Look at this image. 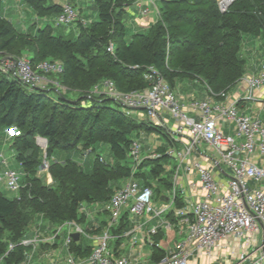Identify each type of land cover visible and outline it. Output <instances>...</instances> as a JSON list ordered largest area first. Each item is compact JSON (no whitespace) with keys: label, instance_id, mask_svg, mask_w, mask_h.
Wrapping results in <instances>:
<instances>
[{"label":"trees","instance_id":"1","mask_svg":"<svg viewBox=\"0 0 264 264\" xmlns=\"http://www.w3.org/2000/svg\"><path fill=\"white\" fill-rule=\"evenodd\" d=\"M27 2L38 16L61 10L59 5L47 6L46 0ZM128 3L96 0L98 20L88 27L78 22V37L68 39L55 35L51 25L32 32L18 31L11 21L2 18L0 0V52L15 56L28 52L34 64L46 60L62 62L64 70L54 75V79L79 95L72 100L68 97L70 92L57 93L53 99L50 96L53 89L30 90L21 81L0 72V133L14 127L19 130L20 134L12 138L11 149L25 176L21 199L0 190L3 264L22 263L28 248L20 243L37 226L41 216L53 225L67 221L83 223L87 219L79 211L83 203L108 202L115 189L131 176V136L140 127L148 130L152 127L107 106L108 99L86 104L87 95L96 84L108 79L123 92L143 90L148 87L145 71L154 66L172 88L181 78H200L215 93L226 92L247 71V61L240 53L244 36L264 42V0H235L225 12L220 10L219 0H159L160 19L147 32L133 34L127 41L124 15ZM111 43L113 52L108 51ZM37 137L48 142L46 158L53 178L50 185L40 174L45 154L37 144ZM98 142L110 144L116 156L114 164H107L97 156L94 169L89 172L70 159L63 163L52 160L57 149L80 147L90 153L96 151ZM165 162L166 158L146 160L142 167L151 165L153 176L159 178ZM142 176L152 186L148 177ZM158 183L153 187L157 196L161 188L172 186L169 175ZM124 215L115 233L130 228L128 214ZM12 243L15 246L9 250ZM73 250L81 257L92 253L91 246H75ZM164 256L163 251L155 250L154 262Z\"/></svg>","mask_w":264,"mask_h":264},{"label":"built area","instance_id":"2","mask_svg":"<svg viewBox=\"0 0 264 264\" xmlns=\"http://www.w3.org/2000/svg\"><path fill=\"white\" fill-rule=\"evenodd\" d=\"M147 1L160 19L159 0ZM219 2L220 10L227 11L230 4L225 6L224 0ZM149 12V9H145V14ZM80 20L76 6L69 2L61 5L57 25L70 26ZM108 51H114L113 43L108 47ZM63 70L62 62L54 60L34 64L28 57L10 54L0 60L1 74L9 79L21 81L30 90L51 88L56 93H68L70 89L53 78ZM144 79L148 87L131 92L119 90L112 80H102L88 93L85 103L91 105L95 100L108 99L121 107L120 110L127 117L132 116L133 112L145 111L147 116H140L141 120L148 123L152 130L160 129L169 137L171 146L168 149L163 153L154 152L147 158L141 156V143L132 140L129 158L133 160L134 170H139L146 160L168 158L178 163L175 179L179 171L183 170L199 180V185L193 180L188 181L187 189L196 190L200 186L202 196L196 199L184 190V205L175 212L182 224L188 228L186 237L177 243L175 250L168 256L151 264H200L201 259H205L206 264H214L223 259L226 264L231 258H236L239 264H264V239L259 242L256 238L261 227L264 228V169L249 159V156L255 153L264 157V123L241 114L236 101L213 102L193 99L188 103V107L199 118L197 120L184 110L185 104L177 99L173 88L154 66L147 67ZM242 81L248 96L252 97L256 90L264 87V67L258 75L246 76ZM223 121L234 125L235 135H226L222 131L220 123ZM5 132L11 137L20 134L16 127L6 129ZM203 143H206L216 156L202 152ZM42 144L47 147L43 139ZM195 153L198 155L195 156ZM205 159L209 161L208 166L203 163ZM222 164L231 172L226 182L217 179L216 175ZM7 165L6 155L0 152V167ZM41 168L42 171L50 169V162L46 158ZM3 180L6 181L8 190L21 199L20 192L24 188L21 183L22 176L12 169H6L0 172V181ZM175 199L176 195H173L169 203H163L157 208L154 204L153 188L141 187L139 182L130 179L115 189L108 201L106 212L109 219L101 231L86 230L74 221H67L60 225L52 239L58 238L60 232L69 227L66 264H134L127 256L115 255L111 246V242L116 238L113 236L114 227L119 224L124 214L150 217L166 215L171 211ZM157 232V228H153L149 233L147 242L151 246H159L151 237ZM73 233H79L80 240L85 237L90 241L92 253L89 256L80 257L74 254L71 248L73 242L75 243ZM231 238L239 241L245 239L253 243L255 248L253 251L244 250L238 255L231 254L228 252V240ZM50 240L48 236H43V233L22 240L20 245L27 247L28 251L20 264H31L27 260L31 258L29 249L37 250L43 244L50 246ZM13 248L14 246L11 250Z\"/></svg>","mask_w":264,"mask_h":264},{"label":"crops","instance_id":"3","mask_svg":"<svg viewBox=\"0 0 264 264\" xmlns=\"http://www.w3.org/2000/svg\"><path fill=\"white\" fill-rule=\"evenodd\" d=\"M1 1H2V6L3 4L6 5L8 4L6 9V16H5L6 18L5 17L4 18L8 19L9 21H12V18L22 19L24 15L26 17V15L29 16L32 13L36 14L35 10L28 4L27 0H25L26 2L24 0H1ZM127 1H129V3L125 7L124 24H125V20L130 21L133 34L147 32L158 21L157 15L154 12L153 7L149 5L147 0H127ZM65 2L72 3L73 5L76 6V8L80 13L81 20L79 21V23L84 27H88L94 21L98 20L97 18L94 21H89L87 18H85L86 17V14L84 13L85 7L81 4V0H46V5L47 6L59 5L61 7V5ZM145 9H149L150 12L148 14H145ZM11 10H13V12H11L13 14L10 13ZM58 14L59 12H52V13L49 12V14L46 13V15L44 16H38L36 14L39 19L35 18L33 20L34 21L33 26L29 31L32 32L35 31L36 28L51 25L50 17H54L55 22L57 24ZM98 16H99V12H98ZM43 17L44 19L42 20ZM26 18L24 21H27ZM41 21L44 23L43 24L44 26L40 25ZM34 24L36 25L34 26ZM17 30L24 33L29 32L28 30L23 31L18 28ZM261 45H263L264 48V42L261 43ZM257 54L258 56L253 57L251 63L249 65L247 64V71L245 75L241 78V80H239L237 84H235L226 92L215 93L207 85V83L200 78H181L177 80L176 84L173 86V90L177 96V99L181 103L185 104L184 110L188 113V115L195 117L197 120L199 119L195 115V113L188 107V103L193 99L200 101L209 100L213 102L228 100L231 102L236 101L238 103L237 105L238 110L241 114L246 115L253 120H261L264 123V87H262L259 90H256L253 93L252 97H249L246 90V86L242 81L243 78L246 76L258 75L262 70V68L264 67V57H261L260 56L261 54L259 52L256 53V55ZM142 112L143 111H140L139 113L133 112L132 116L130 117L135 118L141 122L142 120L140 116L143 115ZM220 126L222 131L226 135H235L233 124L223 121L220 123ZM165 137L169 142V146H168L169 148L171 146L170 139L167 136ZM12 138L13 137H11L5 131H3L0 135V152H3L6 155L8 159V163H9V158L7 156L8 154L7 150L10 149L13 155H15L14 151L11 149ZM201 151L210 154L212 156H216L215 152H213L206 143H203L201 145ZM152 153L154 152H149L147 156ZM196 154L198 155V153H195V156ZM45 158H46V154H45ZM249 159L252 163L264 169V157L260 156L258 153H255L253 155H250ZM203 163L207 166L209 165V161H207L206 159L204 160ZM177 165L178 163L176 160L166 158V162L163 163V173L159 175V178H155L153 176V173L151 172V168H152L151 165L149 169L146 168L147 166L146 165L144 167H141L139 170H134L132 166L131 176L125 179L120 186H122L126 181L133 179L139 182L141 187H146L148 185L145 177L142 176V174H144L148 177V182L150 181V183L152 184V186L149 187L153 188L160 185L158 183L159 179L168 177L169 175L172 186L170 188H161L162 190L160 196H157L156 192H154L156 203L159 204L157 208H159L163 203L165 204L169 203L173 195H176V199L171 211L168 214L160 217H150L147 215H140V216L127 215L128 221L130 222V228L128 230H124V232L122 233H115L114 230H117L121 227L122 219L126 216L123 215L119 221V224L115 226L113 230V236H115L116 238L115 240L112 241L111 246L115 251V255L127 256L134 264H140L141 262L140 257H142V253L147 252L148 259L150 258L148 264H151L154 263L155 250L163 251L165 253V256L163 258H165L175 250L177 243L186 237L188 228L186 225L182 224L181 219L178 216H176L175 212L184 205V197H182V192L184 190H186L187 194L190 193L196 199L202 196V191L200 189V186L197 187L196 190L187 189L188 181L193 180L194 182H197V184L199 185V180L194 175L189 176L183 170L179 171V175L177 179H175ZM4 168L5 167H0V172H4V170H6ZM137 173H141V175L137 176ZM40 174L42 175V171H40ZM216 175H217V179L226 182L230 178L231 172L228 170V168L225 165L222 164L221 168L217 170ZM52 183H53V178L51 177L50 180L48 179L47 184L50 185ZM0 185L4 187V189L7 192L12 193L13 197L19 199L18 195L8 190L5 180L0 181ZM251 185L252 187H254L253 183ZM107 203L108 202L94 203L90 205H88L87 203H83L80 206L79 211H81L82 214L83 213L89 214V217H91L90 218L91 222L87 224L89 229H95V231H97L99 229L104 228L108 220L104 218L103 213L107 214V216L109 217L108 213L106 212ZM46 222L48 221L44 219L43 216H41L40 219L38 220L37 226L34 225V227H32L27 239L34 237L38 233L46 234L44 230H46V232L50 234V229L52 227V224L50 222H48L47 224ZM86 222H88V219H86ZM153 228H157L158 232L157 234L151 237L154 243L158 244L159 246H151L147 242V239H149V233ZM124 238L127 239L125 241L126 243L123 242ZM134 238H136L135 241ZM256 238L258 239L259 242L263 241L264 239L263 227H261L260 233L258 235L256 234ZM228 244H229L228 252L231 254L233 253L235 255H238L240 252H243L244 250L247 249L249 251H253L255 248L253 243L251 242L249 243L245 239L239 241L231 238L228 240ZM88 246H90V243L88 244ZM136 251L138 252L136 253ZM222 260H219L214 264H224ZM200 264H206L205 259H201ZM226 264H239V263L236 260V258H231L227 261ZM245 264H248V262Z\"/></svg>","mask_w":264,"mask_h":264},{"label":"rangeland","instance_id":"4","mask_svg":"<svg viewBox=\"0 0 264 264\" xmlns=\"http://www.w3.org/2000/svg\"><path fill=\"white\" fill-rule=\"evenodd\" d=\"M81 4L85 7V11H84V13L86 14L85 18H87L89 21H94L98 18V7L96 5V0H81ZM7 6H8V4L7 5L3 4V6H2L3 7L2 12H1L2 18H4L6 16ZM11 12H13V10H11L10 13ZM11 14H13V13H11ZM26 17H28V18H26ZM26 17L24 15L22 17V19L21 18H18V19L12 18L11 23L15 26L16 29L18 28V29H21L23 31H27V30L29 31L32 28V25L34 23L33 20L35 18L36 19H39V18L35 13H32L29 16L26 15ZM9 18H11V17H9ZM25 18L27 21H24ZM50 18H51L50 24L53 28V33L55 35H62L68 39H75L78 37L79 32H80V25L78 22H75L74 24H72L68 27L58 26L55 22V18L54 17H50ZM43 19H44V17L42 18V20ZM6 20H8V19H6ZM41 23H40V25L44 26L43 25L44 23L42 21H41ZM125 24H126V29H127V33H126L125 38L127 40H129L133 34V30H132L130 21L125 20ZM261 43H263V41L261 39H257V38H254V37H251L248 35L244 36L240 53L245 58L248 65L251 63V60L253 57L258 56V54L256 55V53L259 52L261 54L260 56L264 57V52H263L264 48H263V45H261ZM22 54H23L22 55L23 57H28V58L31 57V54L28 52H23ZM6 55H9V54L8 53H5V54L0 53V60H2ZM53 78H54V76H53ZM68 92H70V93H68V97L70 99L77 100L79 98V95L76 94L77 92L71 91V90ZM50 96H51V98L56 99L58 94L55 91H52V92H50ZM105 104L109 107L122 109L114 101H108ZM142 114L144 116H147V113L145 111H143ZM136 131L138 133L132 134L131 137L133 140H138L142 144L143 148H142L141 156L143 158H147L148 157L147 154L149 152L163 153V151L166 148H168V146H169V142L164 135V131H162L160 129L159 130H148L145 127H140ZM1 133H0V135H1ZM42 139L43 138H40V137L36 138L37 144L40 147V149L44 155V154H46L47 147H46V145L42 144ZM95 146H96V151L90 152V153L83 152L80 149V147L73 149V150H59V149H57L54 152V156H53L54 159H52V160H56L60 163H63L66 160L70 159V160L75 161L84 170H87L89 172L93 171L94 159L97 156H100L107 164H114L115 163L116 156H115V153H114L113 149L111 148V146L108 142H98ZM7 151H8L7 156L9 158V163L4 169H12V170L16 171L17 173H19L22 176V181H21V183H22L23 179L25 177L23 167L17 161L15 155H13L11 150L8 149ZM132 161L133 160L129 159V165L131 167L133 166ZM146 168L149 169L150 165H147ZM41 171H42V168H41ZM41 177L44 180V182L47 183L48 179L50 180L52 176H51V173L49 172V170H47V171H42ZM0 190L2 192H6L7 196L13 197V194L10 192H7L4 189V187H2L1 185H0ZM154 204L156 207L159 206V204L156 203V200L154 201ZM80 213L82 214L81 211H80ZM83 214H85V213H83ZM85 215L88 219V222L85 221L83 223H80V225L84 229L89 230V227L87 226V224L91 222V219H90L91 217H89V214H85ZM103 215H104V218L106 220L109 219L107 214L103 213ZM46 223L48 224V222H46ZM60 227H61L60 225H57V224L53 225L52 224V227L50 229V234L47 233L46 230H44V232L46 234L43 233V236H48L49 239H51L49 242L50 246H44V244H43L37 250L36 249L34 250V248L29 249V254L31 255V258L29 257V258H27V260L30 261L31 264H66V258L68 255L66 241L68 239L69 227H65L60 232L58 238H56L55 240L52 239L53 234L56 231H58L60 229ZM24 239H27V238H24ZM126 240L127 239L124 238L123 242L126 243L125 242ZM89 243H90V241L87 238L83 237V238H81L79 243H76V242L73 243L71 248L73 250V248L75 246H80V245H82L83 247H87ZM12 246H15V244L14 243L10 244L9 250L11 249ZM138 251H140V250H138ZM138 251H136V253ZM73 252H74V250H73ZM46 253H50V255H47ZM74 254L77 255L75 252H74ZM140 258H141L140 264H148V262L150 261V258L148 259L147 252H143L142 257H140ZM24 262H26V261H24ZM0 264H3V263L0 262ZM23 264H26V263H23Z\"/></svg>","mask_w":264,"mask_h":264},{"label":"water","instance_id":"5","mask_svg":"<svg viewBox=\"0 0 264 264\" xmlns=\"http://www.w3.org/2000/svg\"><path fill=\"white\" fill-rule=\"evenodd\" d=\"M233 1H234V0H232L231 3H232ZM231 3H230V5H231ZM43 140L47 143V140H46V139L43 138ZM72 237H73L74 241L77 242V241H79L80 235H79V233H73V234H72Z\"/></svg>","mask_w":264,"mask_h":264},{"label":"bare ground","instance_id":"6","mask_svg":"<svg viewBox=\"0 0 264 264\" xmlns=\"http://www.w3.org/2000/svg\"><path fill=\"white\" fill-rule=\"evenodd\" d=\"M232 0H224V5L228 6L231 3Z\"/></svg>","mask_w":264,"mask_h":264}]
</instances>
